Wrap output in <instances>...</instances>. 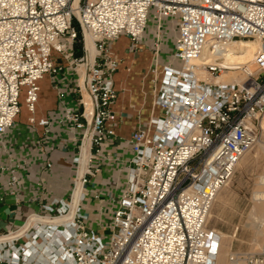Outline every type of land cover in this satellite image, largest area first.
I'll return each mask as SVG.
<instances>
[{
  "label": "built area",
  "instance_id": "1",
  "mask_svg": "<svg viewBox=\"0 0 264 264\" xmlns=\"http://www.w3.org/2000/svg\"><path fill=\"white\" fill-rule=\"evenodd\" d=\"M152 8L158 20L178 19L174 56L180 66L162 68L155 94L160 114L131 135L127 187L105 226L107 236L87 226L82 202L91 161L115 136L118 58L109 42L125 34L136 49ZM250 40L259 43L250 64L224 63L232 45ZM65 63L84 70L77 85L81 109L64 111V119L83 131L73 190L68 200L54 198L42 205L44 212H32L18 228L0 233V264H217L221 236L208 228L209 216L264 120V0H0V136L21 112L22 91L34 113L38 80L59 74ZM229 70L244 79L201 77ZM86 136L89 158L80 174ZM15 170L8 182L13 193L20 184ZM239 259L232 252L229 264ZM247 260L264 264L262 257Z\"/></svg>",
  "mask_w": 264,
  "mask_h": 264
},
{
  "label": "crops",
  "instance_id": "2",
  "mask_svg": "<svg viewBox=\"0 0 264 264\" xmlns=\"http://www.w3.org/2000/svg\"><path fill=\"white\" fill-rule=\"evenodd\" d=\"M177 34V17L163 16L158 20L152 8L136 49L131 48V40L125 34L109 42L118 58L114 74L118 96L111 106L115 114V136L105 140L100 155L92 159L94 171L83 186L82 202L87 226L99 233L107 234L105 226L127 187L129 162L133 156L132 133L160 114V109L154 105V96L162 75L157 76L153 66L160 72L165 65L180 66V60L174 56ZM77 53V57L83 54L80 45H77ZM78 77L66 63L59 74H46L39 81L34 114L24 107L25 90L22 91L21 112L0 136V194L4 195L0 203V233L18 228L32 212H44L42 205L54 198H70L77 170L74 157L79 154L83 131L64 119V111L81 109ZM30 117H34V121H30ZM48 162L51 166H47ZM15 167L20 184L13 193L8 182L10 169Z\"/></svg>",
  "mask_w": 264,
  "mask_h": 264
},
{
  "label": "rangeland",
  "instance_id": "3",
  "mask_svg": "<svg viewBox=\"0 0 264 264\" xmlns=\"http://www.w3.org/2000/svg\"><path fill=\"white\" fill-rule=\"evenodd\" d=\"M75 50L77 56V46ZM74 67L72 65L76 75H83L82 66ZM239 74L240 71L237 75L244 78ZM263 175L264 128L261 124L255 145L243 156L230 182L218 193L209 216L208 228L221 236L217 264H229L232 252L238 253L241 264H248L249 256L264 259V236L260 233L264 231V220L258 218L257 203L253 199Z\"/></svg>",
  "mask_w": 264,
  "mask_h": 264
},
{
  "label": "bare ground",
  "instance_id": "4",
  "mask_svg": "<svg viewBox=\"0 0 264 264\" xmlns=\"http://www.w3.org/2000/svg\"><path fill=\"white\" fill-rule=\"evenodd\" d=\"M77 2H78V0H75V4H77ZM87 48H88L89 54L91 56H93L95 53V45H94L93 39L90 36L87 39ZM258 48H259V43L256 41L250 40V41L237 42L230 47L229 53L224 58V63L228 64L232 68L235 67L236 65H239V67H242V65L250 64V62L254 56V53ZM82 71H84V70H82ZM224 72L225 73L223 75H219L217 77H211L207 73H202L201 77L204 79L212 80L214 82H231V81L233 82V81H241L244 79V78L239 77L237 75V72H238L237 70H229V71H224ZM155 73L157 76H160V78H161L162 72L158 71ZM43 77H41L38 80V83ZM83 78H84L83 75H81L82 81H83ZM39 89H40V85H39ZM83 92H84V95H85V93L87 94L85 89ZM87 96H88V94H87ZM85 100H86V95H85ZM87 100H88L87 106H90L89 97H87ZM154 105L157 108H159L155 102V96H154ZM25 107L28 110L26 105H25ZM35 109H36V105H35ZM34 113H35V111H34ZM34 113L30 112V114H34ZM261 124H262V127L264 128V120L262 121ZM89 145H90V138H89V136H86L84 139V145H83L81 155H80V169H79L80 174H83V172L85 170V166H86L87 161H88L86 159V151L87 150L89 151ZM242 158H241V160H242ZM80 187H81L80 184H78L77 189L75 190V193H74V196L77 198L82 193ZM253 199L257 203V214H258L257 216H258V218L261 220L262 219L264 220V218H263V214H264V175L260 177L259 188L254 191ZM260 233H262V235L264 236V231L260 232ZM239 264H241L240 261H239Z\"/></svg>",
  "mask_w": 264,
  "mask_h": 264
}]
</instances>
